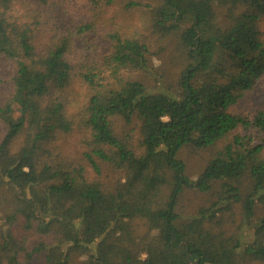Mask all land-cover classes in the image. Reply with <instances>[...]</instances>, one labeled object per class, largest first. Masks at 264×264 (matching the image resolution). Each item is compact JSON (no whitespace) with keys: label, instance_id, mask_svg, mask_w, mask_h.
<instances>
[{"label":"trees","instance_id":"1","mask_svg":"<svg viewBox=\"0 0 264 264\" xmlns=\"http://www.w3.org/2000/svg\"><path fill=\"white\" fill-rule=\"evenodd\" d=\"M82 1L96 16L116 4L149 7L154 30H180L183 67L171 91L151 90L128 75L148 69L149 47L137 38L100 36L78 16H56L48 28L54 0H0V58L15 64L0 96V188L13 197L0 264H75L76 256L84 264H264V109L252 119L232 111L264 80V0H160L155 8ZM216 5L228 25H219ZM79 49L82 62L71 60ZM76 78L87 95L75 115L67 91ZM117 119L137 125L138 148L117 133ZM74 130L81 164L97 176L106 165L112 181H89L85 168L53 153ZM218 143L197 180L184 181L179 150ZM216 184L209 206L187 218L176 213L185 188L204 193ZM234 205L251 241L232 247L217 228ZM19 219L38 240L30 247L11 230Z\"/></svg>","mask_w":264,"mask_h":264},{"label":"rangeland","instance_id":"2","mask_svg":"<svg viewBox=\"0 0 264 264\" xmlns=\"http://www.w3.org/2000/svg\"><path fill=\"white\" fill-rule=\"evenodd\" d=\"M143 5H150L152 8L160 5V0H142ZM58 6L59 9H56ZM217 11V21L220 26L229 24L226 17V10L215 6ZM96 16L89 8H86L82 0H54V5L50 9H46L44 18L47 27L51 28L54 25L53 18H70L81 17V19L97 32L100 36L107 34V32H119L125 36L137 38L142 43L149 47V53L146 57L148 62L147 71L131 72L128 74L132 79L143 83L147 88L153 90L156 88H164L171 91L175 82L178 79L179 73L183 67V60L181 55H184L183 49L180 46L179 35L180 30L177 29L169 34H162L161 32L153 29V11L149 7L138 8L135 10H126L122 5L116 4L106 8L103 12ZM67 23V21H65ZM45 25V24H43ZM179 28L182 29L183 25L180 24ZM258 30L260 39L264 43V13L258 23ZM92 39L89 41L92 44ZM103 44L106 43L103 41ZM80 55H74L71 60L82 62V50L79 49ZM104 51V50H103ZM102 51V52H103ZM87 56L92 55L87 53ZM97 62L101 63L102 60L97 57ZM15 72V64L5 59L0 58V96H4L9 92L11 77ZM167 91V92H168ZM69 101H74L72 114H77L78 107L76 102L85 99L87 93L86 88L83 86L79 79H75L71 87L67 91ZM264 109V80L259 82L254 90L247 94V96L233 108V112L241 116L252 119L255 113ZM115 127L117 133H129L132 136V145L138 148L139 136L137 132V125L125 126L124 122L120 119L115 120ZM75 131V130H74ZM68 135L62 136L57 147L59 153L52 147L53 153L60 157V162L72 166H82L85 168L86 178L89 181L97 180L101 183L107 184L112 181L115 176L113 171L106 169L107 166L101 168L102 174L97 176L92 169L87 165L81 164L83 161L84 149L79 144V133L77 131ZM240 133L244 134L243 129H239ZM1 138V128H0ZM223 143H218L214 148L198 150L190 146L183 147L177 154V159L184 164V181H196L199 175L203 172L207 162L212 156L213 152L218 150ZM142 150H139L140 153ZM56 158V157H54ZM59 161V158H58ZM217 184L210 188L207 192H200L195 189L185 188L179 203L176 207V213L181 217H191L196 214L200 208L209 206L216 199ZM169 190L167 187L162 189V197L167 199ZM12 193L7 189L0 188V240L1 235L6 231L7 226H3L5 216L11 212L13 208ZM262 211L258 210V215L261 216ZM222 223L218 226L224 236L229 240L230 246L237 244H245L251 241V233L241 224V210L239 205H234L232 211L222 216ZM17 242H21L29 238L27 241L28 247L32 246L38 240L34 237L30 238V234L25 230L23 221L18 220L17 224L11 228ZM1 244V242H0ZM75 259V264H84L86 258L78 257ZM241 264H260V263H241Z\"/></svg>","mask_w":264,"mask_h":264}]
</instances>
